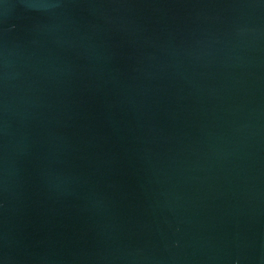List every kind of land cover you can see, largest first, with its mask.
<instances>
[{
    "label": "water",
    "instance_id": "95a60500",
    "mask_svg": "<svg viewBox=\"0 0 264 264\" xmlns=\"http://www.w3.org/2000/svg\"><path fill=\"white\" fill-rule=\"evenodd\" d=\"M0 264H264V0H0Z\"/></svg>",
    "mask_w": 264,
    "mask_h": 264
}]
</instances>
